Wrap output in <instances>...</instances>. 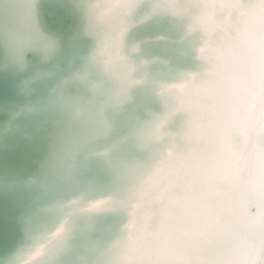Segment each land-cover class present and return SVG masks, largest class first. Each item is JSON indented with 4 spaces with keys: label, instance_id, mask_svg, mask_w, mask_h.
<instances>
[{
    "label": "bare ground",
    "instance_id": "obj_1",
    "mask_svg": "<svg viewBox=\"0 0 264 264\" xmlns=\"http://www.w3.org/2000/svg\"><path fill=\"white\" fill-rule=\"evenodd\" d=\"M71 2L90 39L79 67L46 102L12 111L58 117L42 173L23 183L38 188L36 207L3 264H59L73 237V264H264V0ZM142 2L139 20L183 19L196 68L152 76L129 55L137 46L126 53ZM35 3L0 0L5 60L22 69L25 52L45 61L57 49Z\"/></svg>",
    "mask_w": 264,
    "mask_h": 264
},
{
    "label": "water",
    "instance_id": "obj_2",
    "mask_svg": "<svg viewBox=\"0 0 264 264\" xmlns=\"http://www.w3.org/2000/svg\"><path fill=\"white\" fill-rule=\"evenodd\" d=\"M146 3L139 4L131 14L134 23L123 37L126 53L129 47L137 46V51L129 55L135 61H150L148 74L152 76L196 68L198 61L192 50L193 38L183 35V19L178 21L167 14H152L145 20H139L147 11ZM35 20L40 31L57 43V49L47 60H42L40 53L27 51L23 69L7 64L0 42V264L22 242L23 218L36 207L38 188L27 187L23 183L29 177L42 173L56 137L54 122L58 117L53 108H47L40 114L21 113L13 119L12 111L23 104L46 102L58 81L79 67L90 45V39L81 33V17L71 0H36ZM37 73L40 76L35 78ZM27 80L32 82L25 90L22 86ZM124 107L129 112L131 104ZM150 107L155 111L159 109L154 100H151ZM138 114L143 117V113ZM7 124L9 129L4 130ZM15 124L22 128L21 131L15 130ZM93 173L88 174L92 176ZM8 181L11 184H4ZM251 211L254 212L253 209ZM113 219L114 216L106 215L98 221L96 231L90 232V237L97 238L100 224L107 225ZM80 239H69L71 249L59 255V264L75 262L74 254L79 251Z\"/></svg>",
    "mask_w": 264,
    "mask_h": 264
},
{
    "label": "clouds",
    "instance_id": "obj_3",
    "mask_svg": "<svg viewBox=\"0 0 264 264\" xmlns=\"http://www.w3.org/2000/svg\"><path fill=\"white\" fill-rule=\"evenodd\" d=\"M8 23L7 19H0V25H6Z\"/></svg>",
    "mask_w": 264,
    "mask_h": 264
}]
</instances>
